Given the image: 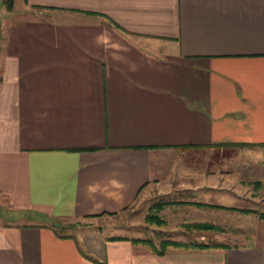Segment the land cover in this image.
I'll list each match as a JSON object with an SVG mask.
<instances>
[{"label": "crops", "instance_id": "obj_1", "mask_svg": "<svg viewBox=\"0 0 264 264\" xmlns=\"http://www.w3.org/2000/svg\"><path fill=\"white\" fill-rule=\"evenodd\" d=\"M20 3L0 41V264H264V0ZM157 205L164 225L144 224ZM190 231L255 241H128Z\"/></svg>", "mask_w": 264, "mask_h": 264}, {"label": "rangeland", "instance_id": "obj_2", "mask_svg": "<svg viewBox=\"0 0 264 264\" xmlns=\"http://www.w3.org/2000/svg\"><path fill=\"white\" fill-rule=\"evenodd\" d=\"M20 4H21L20 0H11V7L8 10L7 0H0V41L4 37L3 35H5V33H6V32H4L5 30L2 29V27L3 26L6 27L7 24L9 23L8 21L11 20V18H14L18 15V8H19ZM7 12H10L11 14H7ZM152 211H154L153 207L148 212H152ZM144 212H145L144 208H137L133 213H131L128 216L127 221H129V219L132 222L141 221V217L145 214ZM0 213H2V214H0V219L3 221L9 222L14 218L13 216H10L5 212L0 211ZM127 214H129V213H127ZM124 215H125L124 213H121L114 220H111L109 218V219L98 221V223H100L102 225L101 232L106 234L108 231H111L110 227L112 225L113 226L115 225L116 226L115 229L117 230L115 232L118 234H122V231L126 230V228H125L126 220L124 222V218H126V216L123 217ZM198 234L199 233H197V232H191L190 231V232H186V235H187L186 239H173V238L169 239V238H165V236L168 237V234L163 233L164 238H160V237L159 238H153L152 237L148 240H150L153 243V245L157 248H158V244L163 240L175 241V242H179V243L184 244V245H188L191 243H203V244H207V245H217L218 243L235 244V243H239V242L245 243V244H252L255 241L252 238L249 239V238L244 237V235H242L240 233H238V234L237 233H234V234L227 233L226 236H219V235H213L212 234V235H210L212 237L203 238V239H198L197 238Z\"/></svg>", "mask_w": 264, "mask_h": 264}, {"label": "trees", "instance_id": "obj_3", "mask_svg": "<svg viewBox=\"0 0 264 264\" xmlns=\"http://www.w3.org/2000/svg\"><path fill=\"white\" fill-rule=\"evenodd\" d=\"M8 5L7 8L8 10L11 7V0H7ZM160 206H154L152 212H148L146 214V216L143 219L144 224L147 225H155L157 227H161L163 226L164 222L162 221V219L158 216L159 210H160ZM258 219L262 222H264V214H258ZM187 229H193V230H198V231H214L219 233L220 232V228L215 227V226H211V225H207V224H195V225H187L184 226ZM62 226H60L59 230H62ZM108 240L110 241H120V240H127L125 238L122 237H110L108 238ZM130 241L132 244H136V245H142L145 246L146 248H148L150 251L154 252L156 255H161L164 250L168 247H176V248H186V249H197V250H202V249H209V248H216V247H225V245H207V244H203V243H191L188 245H184L181 244L179 242H175V241H169V240H163L158 244V248L155 247L153 245V243L148 240V239H130L128 240Z\"/></svg>", "mask_w": 264, "mask_h": 264}]
</instances>
